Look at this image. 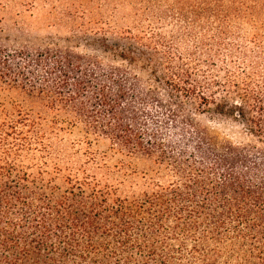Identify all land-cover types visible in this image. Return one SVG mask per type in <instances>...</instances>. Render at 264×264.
Segmentation results:
<instances>
[{
    "label": "trees",
    "instance_id": "trees-1",
    "mask_svg": "<svg viewBox=\"0 0 264 264\" xmlns=\"http://www.w3.org/2000/svg\"><path fill=\"white\" fill-rule=\"evenodd\" d=\"M217 1L168 10L182 51L151 29L125 31L106 58L0 53V83L40 108L0 122V264H264V36L255 9ZM246 22L252 47L228 42ZM206 113L241 139L212 132ZM77 125L149 161L137 190L90 157L70 167L56 139Z\"/></svg>",
    "mask_w": 264,
    "mask_h": 264
},
{
    "label": "rangeland",
    "instance_id": "rangeland-1",
    "mask_svg": "<svg viewBox=\"0 0 264 264\" xmlns=\"http://www.w3.org/2000/svg\"><path fill=\"white\" fill-rule=\"evenodd\" d=\"M195 1L198 0H184V3L182 0H0V53L21 56L67 49L81 55L106 58L107 51L114 43H125L119 39L125 31L147 36L151 29L168 39L174 37L173 47L182 51L186 42L180 39L181 27L176 19L168 17V10L175 11L179 6L186 9ZM232 1L218 0L214 4L220 9L229 10L236 6ZM241 1L244 6L256 10L255 32L264 36V0ZM238 25L240 28L232 29L228 42L235 45L243 42L242 45L251 48L241 39L252 34L250 25L247 22ZM254 60L260 65L264 64V56ZM214 73L219 82L225 80L223 70ZM217 98L226 99L229 104L240 102L234 97L218 95ZM37 103L19 89L0 83V122L5 115H12L16 106L39 112ZM197 117L215 134L241 139L239 128L225 118L211 113ZM56 143L70 167L77 168L90 157L102 168L97 172L99 176L103 175L104 170H109L117 181L124 183L122 191L125 194L137 190L135 186L142 184L143 173L148 172L150 167L149 161L127 159L112 151L106 139L87 136L79 125L59 133Z\"/></svg>",
    "mask_w": 264,
    "mask_h": 264
}]
</instances>
